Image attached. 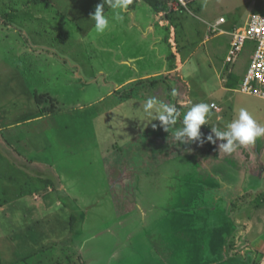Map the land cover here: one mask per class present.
I'll list each match as a JSON object with an SVG mask.
<instances>
[{
    "label": "rangeland",
    "instance_id": "obj_1",
    "mask_svg": "<svg viewBox=\"0 0 264 264\" xmlns=\"http://www.w3.org/2000/svg\"><path fill=\"white\" fill-rule=\"evenodd\" d=\"M27 1L0 0V16L17 24L19 30L0 26V60L17 65L28 79L27 85L39 94L36 98L42 95V105L54 112L46 122L50 134L64 141L65 152H58L62 158L55 161L60 179L57 186L63 188L51 191L43 182L49 177L36 175L34 170H18L14 178H8L4 171L8 169L0 168V185L7 180L14 182L10 187L1 186L0 264H155L144 245L151 241L161 246L165 236L160 232L149 239L143 231L153 225L162 229L161 216L167 209L176 213L179 222L184 218L179 229L166 230L169 244L177 247L170 264H264V137L245 146L250 154L247 162L240 146L232 153L237 162L227 159L229 164L214 163L213 170L219 172L222 183L216 186L213 181L214 186L208 189L197 172L198 157L189 152L196 141L181 144L172 130L165 131L160 121L143 110L144 102L153 96L171 104L183 76L192 95L188 99L186 93L180 106L176 104L181 112L206 103L210 106L209 127L225 130L221 123L227 126L244 107L264 126V100L222 91L213 72L230 56V34L244 30L252 15H264V0H189L188 10L174 3L168 16L174 18L178 31L174 44L168 46L179 54L174 61L178 70L164 74V80L174 85L175 95L162 77L156 81L140 79L161 72L162 67L146 42L118 26L100 38L97 46L84 48L73 39L71 22L54 16L53 6L46 10L42 3L24 8ZM143 5L147 11L148 5ZM33 11H42L47 17L34 19ZM220 18L225 19L220 28L227 34L213 37L207 23ZM24 31L27 36L40 34L43 43L66 52V59L51 56L49 51L18 56ZM253 49L254 43L247 42L237 60L227 62L234 80L242 81ZM185 59L188 65L178 72ZM217 116L221 121L214 126L216 120L210 117ZM180 127L177 119L172 128ZM17 140L13 138L11 143L22 151L31 147L35 155L37 147ZM68 145L76 148L72 156ZM212 146L216 148V143ZM36 157L43 159L40 154ZM249 161L256 164L249 169L255 173L254 184L247 179L242 184L246 187L243 195L230 207H225V202L214 204L215 194L231 196L234 184L243 177L231 168L237 163L243 171ZM223 228L229 233L226 239L215 234Z\"/></svg>",
    "mask_w": 264,
    "mask_h": 264
},
{
    "label": "crops",
    "instance_id": "obj_2",
    "mask_svg": "<svg viewBox=\"0 0 264 264\" xmlns=\"http://www.w3.org/2000/svg\"><path fill=\"white\" fill-rule=\"evenodd\" d=\"M31 1L33 0L27 1L26 4L24 5V8H30L35 5L40 6L42 3H44L46 4L45 5L46 10L52 6H53L52 8L56 9V13L54 16L65 17L68 21H70L72 27L75 29V31L71 30L73 39L75 40L76 43L82 45L84 48H87L91 44L97 46L98 41L106 38L107 37L106 34L109 35L111 31H114L118 26L124 29L127 34L135 36V38H138L141 41L146 42L148 45L151 46L150 50H152V52L155 53L158 59L156 62L161 64L162 67L160 70L161 72H158L151 77H149L148 75H144L141 76L140 79L147 81L148 79H150L156 81L158 77L160 78L162 77V80L164 81L163 83L164 84L167 83V88L170 89V91L172 92L171 94L174 93L175 91L174 85L169 83V81L167 82L166 80H164V76H165L164 74L174 73L178 70L175 69L174 61L177 59L175 58V56L176 55L178 56L179 54L176 53V51H174L173 48L169 49L170 47L168 46V43L174 44L173 41H175L176 39L175 30L176 32L178 31V28L177 29L175 28L177 23L175 22L174 18H171L170 15L168 16V14H170V10L172 8L174 9L175 0H158L163 2L164 10L161 12H155L149 4L144 2V0H132V3L128 6L127 10H115L112 9L106 3L104 6V14L109 19V28L105 30L103 33H98L95 30V22L91 20V16L94 14L96 6L102 3L103 0H72L68 2L66 0H51L50 2L49 1L44 2L42 0L41 1L34 0L33 2ZM143 4L148 5L147 11L144 9ZM185 10H188L187 7ZM117 12H119L121 17L123 16L122 19L117 20L115 18ZM30 13L31 15H33L34 19H38V20L45 19L43 18L44 16L47 17L46 13L42 14V11L41 12L33 11ZM12 14L15 16L14 11L12 12ZM54 16H52V18H54ZM6 19L7 18H3L2 16H0V26L5 27L7 30H14L13 32H18L19 31L17 28L18 25L13 24L11 20L10 22L7 23ZM218 20H215L214 22L216 23ZM214 22L212 23L214 24ZM213 24L207 23L208 33L210 32L208 28L209 25H213ZM68 29H70V27ZM34 33H32L31 36H27L28 34L27 31H24L25 37H23V45H21L20 47L21 49L18 52V56L28 53L31 54L32 52H35L37 55L38 54L41 55L44 54V52L49 51L51 53V56H53V54H56L58 56L60 55L63 60L66 59L67 57L66 52L62 53V51L58 50L57 47L55 48L52 45H50L49 47L47 44L42 42L43 38L40 34H34ZM178 33H181V31L179 30ZM224 34H227V32H224ZM219 35H223V34H215L213 37H218ZM179 39H181V36L179 37ZM183 39L185 40V38ZM207 41L209 42V39ZM207 41L204 40V43ZM188 54L190 55L191 52ZM189 55H186V59L188 58V60L190 61L191 58H189ZM186 59L184 60L183 65H181V69L178 72L180 71L182 72L185 66L188 65L186 64L188 61ZM236 60L237 59L232 61V63H234ZM209 61H211V59L208 57V61H207L208 64ZM227 66H229V63L227 62L219 66L216 65L215 70L213 71L220 86V89L222 91L224 90L227 92L229 91L239 92L238 88L241 80L240 81L234 80L232 76L233 75L232 68ZM77 68L78 70H80L79 63ZM224 70H225V74H222ZM80 77H81L80 75H77V78ZM181 78L183 79L181 83L178 85L179 88L177 94L178 96H172L173 101L171 102V104H174L179 111L178 119L180 121V124H182L183 116L189 109H186L185 113L181 112L178 107L180 106L178 103L181 104V102H183L182 100L186 96V93L188 99H191L190 95H192L191 92L189 91L190 87L188 88L186 80L184 79L183 76H181ZM130 82H132V80L127 81L124 84H128ZM231 82L234 85H229V83ZM27 84H28V79L25 77L23 71L19 69L17 65L9 64V62H7V59L5 58L0 60V168L3 167L5 169H8V170H4L6 173L8 172V178L13 176L15 177V175H17L22 169L24 170V172H28V171L31 172L34 170L36 172V175L43 174L46 177L51 176V178H54L55 186H50L49 189H51V191H55V190L61 191L63 187L57 186L58 180L60 179H58L59 175H58V171L56 170L57 162L55 161L58 158H62L58 156L59 153H62L63 155L65 152V149L63 148L64 141L62 142L59 141L60 139L56 136V134L53 135L50 134L49 127H47V122L49 118L53 117L54 112H48L47 107L42 105V101L40 105L39 103H37L36 95L39 94L36 92L35 88L31 89ZM177 97H178L177 99L178 102L176 103L175 99ZM207 97L209 98L210 96L207 95ZM164 102L166 101L164 100ZM210 119L216 120L215 124H213L214 126H218L216 124H218L221 121L220 116H217L216 118L210 117ZM221 125L225 128L227 127L224 126L223 123H221ZM209 126L210 125L208 123L206 125L201 126L200 131L202 134V139H204V142L201 143L200 141L198 142L196 141L195 144L192 143L189 152L191 153L192 151V154L195 157H198L200 162H198L197 164L198 165L197 172L201 175L203 179H205L203 180V183H205V185H208V189H211L214 186L213 181L214 183L216 182L215 183L216 186H219V183H222L221 182L222 180L219 179L221 176L218 174L219 172L217 173V171L213 170L215 165L214 163L218 164V162H222L223 164H225L227 159L230 160V162L231 160L237 162V160L232 155L233 152L228 154V153H224L223 151H219L218 145L220 143H223V141L217 140L216 148L212 146L213 143H209V145H205V142H207V140L205 141L206 137L209 134H212L211 133L212 127ZM3 133L6 135L5 137ZM17 135H19L20 137ZM17 137H19V139L21 140V142L18 143L25 144L26 141H29L30 145L33 144V147L35 148L37 147L34 156H32V154L34 153V149H32L31 147H28V149H24L25 151H22L21 150L22 147L20 146L18 147V145H16L15 143H11L13 138L17 140ZM68 146H70V150H71L69 156H72L74 154L73 151L76 148L73 145H68ZM53 148L56 149L53 150ZM185 148H187V146H184V149ZM241 148L243 149L241 155L242 153L245 154V157L244 155L243 157L245 158V160L246 158L249 160L250 154L247 152L248 150L246 149L245 146H242ZM168 151L166 150V153H168ZM49 153H51L49 155L51 160L47 159V155ZM39 154L43 155V159L36 157V155L39 156ZM17 158L19 161L16 160ZM184 159L185 158H181V161L184 162ZM240 160H241V156H240ZM252 160H254V157H252ZM254 162L249 161L248 163H246V166L243 171H240L237 163L235 167L231 168L230 166H228L243 177L234 184L233 186L234 190L232 191L231 196L230 195L217 196L215 194L213 197L214 204H216L217 202H221V203L225 202V207L227 206L230 207L231 203L234 200H237V197H241L243 195V190H245L246 187L243 186L242 184H245L247 179L251 185L254 184L255 173L253 171H249L250 167H252L251 169H253V167L256 165L254 164ZM261 165H264V163L262 162ZM47 180L43 182L48 183ZM2 183L3 184L0 185L1 195L3 193L1 192L2 191L1 186L5 187L8 185L10 187L11 185L14 184L13 181L9 182L8 180ZM209 185H211V187H209ZM11 191L12 189H10V192ZM1 195L0 197H2ZM18 198H22V197H18ZM23 198H25V195ZM182 199L185 201L184 197ZM185 203L186 202H184V204ZM172 211L174 210L172 209ZM169 212L167 209L164 211V213L161 216L163 217V221L161 222L162 229L157 228L155 225H153L152 228L150 229L148 228V230L144 229L143 231L145 235L149 237V239L153 235L156 236L157 234H160V232H162V234L165 236L163 240H160L161 242L163 241L162 243L160 242L161 246H157V244L151 243V241L150 243L148 242L146 246L144 245V247L149 248V251L152 256L150 259H152L151 261H153L155 264H170L169 263L170 259L176 256L177 247L175 245L169 244V237H168V233H166V230L169 228L168 232H170L179 229L180 225L184 224V218L183 219L181 218L182 220L181 222H179L178 217L175 216L176 213L170 214ZM241 212L244 211L242 210ZM241 212H239V216L240 214L243 215V213ZM141 215L142 217H144L143 213ZM178 215L183 216L182 214H178ZM186 215L189 216V214H185V216ZM142 224L148 227L147 224H145V222H143ZM222 226L225 227V225ZM223 229L221 231L219 230L218 232H216V234H218L217 237H220L221 239L223 238L222 233H224V231L227 230V229L224 230ZM147 233L150 236H148ZM228 234L229 233H227V235ZM145 235L143 236V238L145 237ZM166 237H168V239H166Z\"/></svg>",
    "mask_w": 264,
    "mask_h": 264
},
{
    "label": "clouds",
    "instance_id": "obj_3",
    "mask_svg": "<svg viewBox=\"0 0 264 264\" xmlns=\"http://www.w3.org/2000/svg\"><path fill=\"white\" fill-rule=\"evenodd\" d=\"M108 4L115 10H127L132 0H103L95 8L91 20L95 22V30L103 33L109 28V19L104 14V6ZM117 20L122 19L119 12L116 13ZM175 95V93H173ZM155 109V113L152 111ZM143 110L153 120H158L165 131H173V135L181 144L188 141L204 142L201 134V126L207 124L210 116V106L206 103H197L189 108L184 114L182 127L173 129L177 124L179 111L174 104L164 103L156 97L148 98L143 104ZM211 133L206 137L207 142L215 144L217 140L223 141L218 145L219 151L232 153L240 146L253 144L258 138L264 137V126L258 124L247 108L238 109V115L228 123L225 130L211 128Z\"/></svg>",
    "mask_w": 264,
    "mask_h": 264
},
{
    "label": "built area",
    "instance_id": "obj_4",
    "mask_svg": "<svg viewBox=\"0 0 264 264\" xmlns=\"http://www.w3.org/2000/svg\"><path fill=\"white\" fill-rule=\"evenodd\" d=\"M188 2L189 0H175L176 5L181 8H186ZM224 23L225 19L220 18L215 24L211 25V31L214 34H224L220 29V26ZM230 35L232 43L227 62L234 61L247 42L254 43L251 60L239 84L238 91L264 100V15H252L244 30H237Z\"/></svg>",
    "mask_w": 264,
    "mask_h": 264
},
{
    "label": "trees",
    "instance_id": "obj_5",
    "mask_svg": "<svg viewBox=\"0 0 264 264\" xmlns=\"http://www.w3.org/2000/svg\"><path fill=\"white\" fill-rule=\"evenodd\" d=\"M144 2L147 3V4H149L153 8V10L155 12H161V11L164 10V6H163V2L162 1H158V0H144ZM229 85H234V84L231 82V83H229ZM41 96L36 98L38 102H41L42 101L43 98ZM48 184L50 186H55V184H54V178H51V176L48 179ZM216 235H218V234H216ZM227 236L228 235L226 233H224L222 239L226 238Z\"/></svg>",
    "mask_w": 264,
    "mask_h": 264
}]
</instances>
